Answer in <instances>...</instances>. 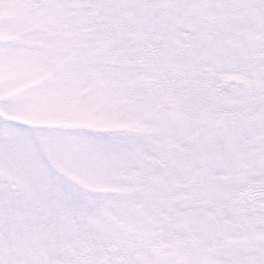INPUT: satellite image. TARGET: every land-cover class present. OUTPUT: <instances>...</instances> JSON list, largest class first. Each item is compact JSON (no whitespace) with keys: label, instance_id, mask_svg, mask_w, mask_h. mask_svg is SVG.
<instances>
[{"label":"snow or ice","instance_id":"6c2138e0","mask_svg":"<svg viewBox=\"0 0 264 264\" xmlns=\"http://www.w3.org/2000/svg\"><path fill=\"white\" fill-rule=\"evenodd\" d=\"M0 264H264V0H0Z\"/></svg>","mask_w":264,"mask_h":264}]
</instances>
